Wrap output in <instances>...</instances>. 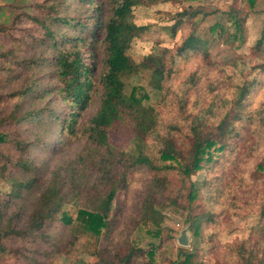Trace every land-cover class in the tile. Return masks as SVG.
Masks as SVG:
<instances>
[{
    "label": "rangeland",
    "instance_id": "rangeland-1",
    "mask_svg": "<svg viewBox=\"0 0 264 264\" xmlns=\"http://www.w3.org/2000/svg\"><path fill=\"white\" fill-rule=\"evenodd\" d=\"M51 1L0 0V23L6 26L0 32V94L3 96L0 97V116L10 112L19 101L18 98H6V94L28 86L33 87L34 95L22 101L23 108H42L45 114L49 108L65 110L54 91L47 92L44 97L40 93L43 88L57 83L51 74L52 68L45 64L27 67V60L32 57L52 56L53 49L42 42L44 29L34 18L41 17L44 14L42 5ZM190 4H206L211 9L225 12L223 26L217 27L206 46L207 55L199 51L176 57L172 77L162 91L146 85L140 76L127 80L128 84L145 85L147 97L143 102L158 111L157 131L160 135L186 140L190 125L198 115L212 126L225 117L232 121L227 146L215 151L213 159L204 163L192 177L202 190L200 208L210 213L211 219L203 220L196 229L179 215L164 209L166 218L157 234L152 225L142 221V217L146 198L152 194L157 199L162 196L155 191L153 172L147 166H138L131 172L127 189L116 198V209L121 208V213L114 227L104 231L99 248L102 257L109 260L126 245L148 248L153 244L160 264L178 262L181 248L198 252L196 264H246L245 258L252 251L253 264H264V51L257 53L253 49L263 28L264 0H254V3L252 0H171L136 4L134 21L145 28L134 39L128 53L140 62L157 46L173 48L180 44L202 15L184 23L174 37L168 27L176 21V13ZM73 10L71 7L69 11ZM236 18L242 19L240 26L235 22ZM215 22L214 17L210 18L204 26H213ZM99 57H104V45L99 46ZM242 88L248 90L243 97ZM101 92L98 89L92 95L79 128L96 113ZM1 129L12 132L14 126H2ZM21 131L30 133L31 137L49 140L54 147L59 139L66 144L58 152L34 150L37 162L47 159L48 174L53 167H60L62 174L65 173L71 163H76L77 154L87 142V137L80 134L69 137L61 133L56 123L40 124L38 119L23 124ZM109 141L117 149L134 150L131 135L117 128L110 130ZM149 143L156 144V137H149ZM0 152L17 154L11 143H0ZM46 180L42 178L26 194L21 220L16 219L20 226L24 225L38 201ZM70 185L71 179L66 177L63 190H68ZM0 189H10L1 169ZM80 206H83L82 198L69 203L66 210L76 217ZM68 228L57 218L47 222L41 230L5 239L8 246L18 251L2 256L0 264H104L103 260L97 261L84 250L85 237L73 247L69 243ZM183 230H187V245L179 242ZM135 260L139 262L143 258L138 256Z\"/></svg>",
    "mask_w": 264,
    "mask_h": 264
},
{
    "label": "trees",
    "instance_id": "trees-1",
    "mask_svg": "<svg viewBox=\"0 0 264 264\" xmlns=\"http://www.w3.org/2000/svg\"><path fill=\"white\" fill-rule=\"evenodd\" d=\"M166 1L171 0H52L42 5L44 14L41 17H34L44 29L43 44L53 50L51 57L41 55L28 59L27 67L45 64L52 68L51 74L57 83L43 88L40 93L44 97L47 92L54 91L65 110L49 108L45 114L42 108H23L22 101L34 95L32 86L6 94V98H18L19 101L10 112L0 116V143H11L17 151L16 155L0 152V169L10 183L9 190L0 189V258L18 251L8 246L5 239L26 236L59 218L69 227V243L77 246L85 237L84 250L97 261L103 260L104 264H160L153 244L148 248L126 245L109 260L102 257L99 248L104 231L114 227L121 213V208L116 209V198L127 189L131 172L138 166H147L153 172L155 191L162 196L157 199L152 194L146 198L142 217V221L152 225L157 234L166 218L164 209L179 215L196 229L203 220L211 219V214L200 208L202 190L192 177L204 163L213 159L215 151L227 146L232 121L225 117L212 126L198 115L190 125L186 140L160 135L157 131L158 111L143 102L147 97L145 85L128 84L127 78L140 76L146 85L162 91L172 77L176 57L199 51L207 55L206 46L217 27L223 26L225 12L211 9L206 4H190L176 13V21L168 27L174 37L184 23L202 15L183 41L173 48L157 46L136 62L128 51L145 26L134 21L133 7L139 3ZM71 7L76 11H69ZM213 17L215 24L204 26V22ZM241 20L236 18L238 26ZM5 27L0 23V32ZM101 45H104L102 59L99 57ZM253 49L257 53L264 51V23ZM98 89L102 90L98 109L79 128L80 119ZM247 91L242 88L241 97ZM0 97L3 96L0 94ZM36 119L40 124L56 123L61 133L69 137L75 134L87 137L76 156V163H71L65 173L62 174L60 167H53L48 174L47 159L36 161L35 149L58 152L66 146L62 139L54 147L49 140L31 137L30 133L21 131L23 124ZM2 126H14V132H5ZM112 128L131 135L133 151L117 149L110 143ZM151 136L156 137V144L149 143ZM44 177L47 178L44 189L26 222L20 226L16 219L21 220L23 200ZM66 177H70L71 185L68 190H63ZM81 198L83 206L73 217L66 206ZM138 256L143 260L137 262ZM179 256L178 262L173 261V264H196L199 259L198 252L182 248ZM253 258L250 251L245 263L253 264Z\"/></svg>",
    "mask_w": 264,
    "mask_h": 264
},
{
    "label": "water",
    "instance_id": "water-1",
    "mask_svg": "<svg viewBox=\"0 0 264 264\" xmlns=\"http://www.w3.org/2000/svg\"><path fill=\"white\" fill-rule=\"evenodd\" d=\"M179 242L182 245H187L189 243L188 235H187V230H183L180 237H179Z\"/></svg>",
    "mask_w": 264,
    "mask_h": 264
}]
</instances>
